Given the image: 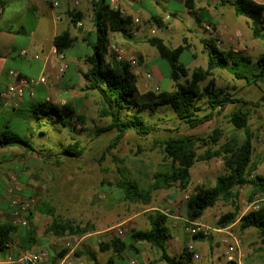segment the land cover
I'll list each match as a JSON object with an SVG mask.
<instances>
[{
    "label": "trees",
    "instance_id": "16d2710c",
    "mask_svg": "<svg viewBox=\"0 0 264 264\" xmlns=\"http://www.w3.org/2000/svg\"><path fill=\"white\" fill-rule=\"evenodd\" d=\"M92 4L95 41L90 47L91 54L85 57L88 68L83 73L84 89L96 92L100 100L98 116L110 118L108 125L97 126L92 133L94 136H99L103 132L113 131L114 134L106 147L107 150L115 148L129 131L138 137H146L156 129L136 112V110H141L142 106L151 111L159 106L168 107L180 122L189 128H195L231 104L233 108L227 117L236 130L243 131V138L240 142L236 138H230L219 144L221 130L218 127L204 135L173 134L161 141H155L162 147L164 168L152 173L147 187L141 186L136 179L119 170L120 178L115 183V189L121 191L118 198L130 203L148 204L155 190L177 187L181 191H186L191 180L190 169L195 162L220 158L223 163V172L215 177L213 185L195 186L183 201L182 210L186 220L199 221L205 209L215 205L219 199H223L232 203L234 210L221 214L216 220V227H226L238 218L241 230L254 228L264 240V176L255 173L257 165L252 160L255 134L248 125L251 104L218 88L213 77L217 69L226 70L234 79L251 84L254 78H251L250 74L257 78L264 77V52L255 62H251L250 57L243 53L219 48L215 43V38H204L201 44L207 56L206 64L189 69L187 63L180 62V55L188 49L186 44L172 47L161 37H149L147 42L157 50L159 57L164 59L169 66L168 78L172 81V89H149L143 96L144 103H141V99L135 97L137 93L136 75L132 68L126 61L118 60L109 50L110 33L121 32L127 35L131 18L121 14L118 9L110 7L107 0H95ZM219 4L229 6L235 15L244 17L251 36L259 39L264 47V3L255 0H219ZM186 5L192 8L191 0H186ZM71 40L69 32L64 31L54 36L53 45L56 51H62L70 47ZM183 42H186L185 38ZM137 60L139 64L141 57L137 56ZM261 100L264 101V93ZM46 106L47 109L35 108L34 113L40 111L43 115L53 114L64 128H69V131L76 135L86 130L85 116L77 114L71 105L65 103L62 106H56L46 102ZM135 106L139 107L134 108ZM131 109L134 110L131 112ZM34 117L40 118V115L34 114ZM23 145L28 150H34L28 141L18 134L10 130L0 132V148ZM198 145L204 147L201 153L197 152ZM213 145H218V147L213 148ZM82 152L83 147L72 138V142L62 145L60 152L56 155L78 158ZM251 173L254 175L252 178L249 177ZM246 185L250 186L251 195L257 194L260 200L257 209H248L239 215V205L236 202L239 195L238 189ZM22 194L25 195L24 192ZM37 209L50 215L54 212L47 203H42L40 207L37 206ZM31 216L32 210L28 217V225H30ZM169 218L163 211L153 210L147 214L149 228L144 230L130 228L128 241L112 236L108 242H99L98 247L101 251L112 249L113 252L103 262L99 261L96 255L83 245H80V249H76L73 254L76 257L82 254L88 255L92 264H116L115 261L122 260L127 251H131L132 255L138 254V243H146L160 251L159 261L167 264H189L193 253L188 251L187 245H183L177 255H170L166 251L165 245L171 238ZM17 229L18 226L11 221L0 222V249L5 248L7 243H14L15 238H20L21 235L18 234ZM89 229L92 227L64 225L53 219L46 232L50 231L56 236L66 233L81 235ZM25 233L17 245L18 250L21 251L30 250L37 243L33 229H26ZM192 238L202 240L203 236L192 235ZM66 251L65 248L56 250V254L52 253L53 259L63 256ZM136 264H143V262L139 259Z\"/></svg>",
    "mask_w": 264,
    "mask_h": 264
},
{
    "label": "rangeland",
    "instance_id": "374dc122",
    "mask_svg": "<svg viewBox=\"0 0 264 264\" xmlns=\"http://www.w3.org/2000/svg\"><path fill=\"white\" fill-rule=\"evenodd\" d=\"M236 17L244 19L242 16ZM240 24L242 27L239 35L240 41L237 40L236 45L238 47L245 46L247 49L241 50L243 51L242 53L248 55L251 62H255L260 55L257 51H264V47L259 39L251 36L247 22ZM220 40L222 41V39ZM91 42H93V38ZM248 42H257L259 45H257L256 49L250 51L247 47ZM225 43L228 44V40H225ZM90 46H83L82 50L88 52L90 51ZM77 50H79V47H72V52ZM145 50L156 51L148 45H145ZM198 51L199 48L196 49L197 53ZM189 54L190 51H184L180 55V62L187 63L189 69L198 65L205 66L206 57L204 62L200 59V61L194 63L191 61ZM153 63L158 64L159 71L164 77L160 82L161 87L171 90L168 87L172 81L167 77L169 69L167 62L159 58L158 61H154ZM250 76L254 78V81L251 84H247L243 80L234 79L226 70L217 69L213 75L218 88L224 89L226 92L232 94L233 97H240L250 102L249 104H251L250 107L252 109L249 113L248 125L255 134L252 160L258 161L259 175L264 176V101L261 100V96L264 93V77L257 78L252 74ZM141 80L139 76H136L137 93L135 97L141 99V103H144L143 96L150 88L144 90L143 87L139 86ZM152 81L153 78L150 80V84H152ZM151 89L158 90L155 86H152ZM91 93L90 102L84 110V126L86 130L79 135H74L69 131V128H64L58 118L51 113L45 115L40 111L34 113L36 107H31L32 103L30 102L32 101L27 98L16 110L0 111V132L10 130L18 134L21 138L27 140L29 145L38 150L41 155L59 152L62 145L72 142V140H69L70 136H73L80 146L83 147L80 157H70V159L61 161L58 166L54 167V171L51 174L48 172V168L50 167L45 165L42 167L43 169L38 172V177L44 180L51 176V179L46 180V183L44 182L45 186H47L46 190H43L42 187L37 189L36 196L38 194V197L35 199H37L36 204L41 203V200L49 202L55 209L58 221L64 225L89 226L96 229L112 226L113 229L109 232L89 237L85 242L87 245L82 242L86 248L96 255L99 261L103 262L113 252L112 249L101 251L98 247L99 241H106L104 238H108L110 235L111 237L117 235L120 238L123 236L122 238L128 241L129 227L126 223H118L125 217L133 215L141 208H146L142 203H130L118 198V194L121 191L115 189V183L120 178L119 170L136 179L141 186L147 187L152 173L164 168L162 147L160 144L155 143V141H161L168 135L173 134L204 135L211 132L215 127H218L221 130L219 144L226 142L230 138H236L240 142L243 138V131L236 130L227 117L233 108L231 104L216 113L210 120L195 128H189L180 122L168 107L159 106L151 111L142 106L141 110H136V112L146 122L154 125L156 129L146 137H138L132 131H129L115 148L107 150L106 147L114 134L112 130L103 132L95 140L91 141L89 139L95 127L106 126L110 122L109 117L98 116L100 100L96 92ZM41 106L47 109L46 105ZM138 107L135 106L134 108ZM133 110L131 109L130 111L132 112ZM34 114L40 115V118L34 117ZM218 145H213L212 147L217 148ZM203 150L204 147L198 145L197 152L201 153ZM222 172L223 163L220 158H213L209 161H198L190 169L191 180L188 189L186 191L179 190L178 194H174L175 197L171 202H167L165 199V195L167 196L170 193L169 189L153 191L151 206H156L162 210L167 208L169 214L181 218V220H177V224L174 226L172 222L175 220L169 218L168 226L171 239L165 245L168 254L177 255L183 245L192 244L194 252H197L199 257H192L189 264H213L214 262L227 264L222 256L225 250L223 242V238L226 236L225 233L213 231L210 234V238H203L201 241L196 242L184 230L185 224L183 219H185V215L182 210L185 194H190L197 185H213L215 177ZM238 192L239 195L236 202L239 205V215H241L249 209L250 204L259 196L257 194L252 196L250 186L248 185L239 188ZM31 210L34 213L35 207L33 206ZM233 210L232 203L219 199L215 205L205 209L199 221L214 228L216 227V220L221 214ZM36 215L37 222L33 224V227L37 234L45 235L48 239L52 240L59 238L58 241L60 243L69 235L57 237L52 233H45L51 221L45 214L37 213ZM142 219L144 218L140 217L138 220L141 221ZM118 227L122 229V234L117 233ZM226 227L240 241L241 263L264 264V240L260 238L254 228L241 230L238 225V218ZM152 249L148 246H140L141 253L138 257L143 264H167L164 261L158 262L157 254L154 251H158V254H160V251L157 248ZM126 253L132 255L131 251H127ZM126 258L128 263H130L132 258L127 256ZM77 259L82 264H92L86 254H82L80 257L77 256ZM134 260L136 264L137 259Z\"/></svg>",
    "mask_w": 264,
    "mask_h": 264
},
{
    "label": "crops",
    "instance_id": "0c3cea01",
    "mask_svg": "<svg viewBox=\"0 0 264 264\" xmlns=\"http://www.w3.org/2000/svg\"><path fill=\"white\" fill-rule=\"evenodd\" d=\"M56 1L57 5L53 6L52 0H0V89L3 90L11 80L8 75V71L11 69L27 78H35L45 74L46 85L37 84L32 90H26L19 105L27 98L32 101L30 102L32 103L31 107L38 109L42 107L41 105H46L45 98L50 96L54 105L58 106L57 102L65 101L66 104L71 105L77 114L84 115L92 91L84 89L85 79L83 73L88 68L85 57L90 55L92 51L91 48L88 52L84 51L82 47L92 45L95 41L92 4L95 0H78V4H75L73 0ZM255 1L264 3V0ZM107 2L110 7L124 11L123 15L131 18L127 35L121 32H111L109 38L110 42H114L128 53L141 57V62L138 65L140 72L138 76L142 79L139 86L143 87L144 90L151 89L152 86H156L158 90H166L161 87L160 82L164 77L159 71L158 64L153 63L158 61L160 57L157 50L147 42L149 37H161L165 43L172 47L186 44L188 49L185 51H190L189 57L194 63H197L200 59L204 62L205 57L207 59L201 44V40L204 38L216 36V38L222 39V47L218 46L221 49L236 50L235 52L240 51V53L243 52L241 50L247 49L245 46L238 47L236 45L237 40L240 41L239 35L242 30L240 23L247 22V20L236 17L237 15L233 13V10L229 6H221L219 0H191L192 8L187 7L186 0H107ZM136 18L138 21H135ZM73 19L81 21L82 24L77 25V21H73ZM205 25L213 28V34L206 31ZM64 31H68L72 38L70 47L62 50L68 61V68L60 81H54L53 73L57 65V56L54 53L53 38ZM92 38L93 42H91ZM184 38L186 39L185 43L183 42ZM225 40H228V44L225 43ZM224 44L226 45L224 46ZM145 45L153 47L156 51H146ZM257 45H259L257 42H248L247 47L250 51H253L257 48ZM74 46L79 47V50L72 52ZM197 48H199L198 53L196 52ZM22 49L31 54H38L39 58L21 56L20 50ZM257 52L261 54L264 51L259 50ZM145 72L151 73L152 84H150L151 79L145 78ZM168 87L172 89V83ZM18 107L14 108L10 102L1 99L0 111L2 112L9 109L16 110ZM96 137L98 136L91 135L89 139L92 141ZM72 138L73 136H70L69 140H72ZM33 149L28 150L24 145L0 148V222L11 221V195L8 188L10 187L9 176L13 173L22 187L24 196L34 199L33 206L35 207L30 225L25 227L17 225L18 234L22 238L26 234V229H33L37 238V243L27 251L18 250L17 245L21 239L15 238L14 243H9V246L0 249V264H15L13 261H17L21 255L38 248L48 249L51 253H55L56 250L62 248V242L58 241L59 238L52 240L45 235L36 233L33 224L37 222V213L47 215L51 222L53 219L58 220V218L54 207L49 202L41 200V203L36 204L37 199L35 198L38 197V194L36 196L37 189L42 187L43 190H46V180L51 179L49 175L48 179H44L45 181L38 177V172L43 169L42 167L44 165L50 167L48 172L51 174L54 167L58 166L61 161L70 159V157L56 155L60 151L41 155L38 150ZM253 163L257 165L255 173L260 174L258 161H253ZM168 189L170 193L167 196L165 195V199L167 202H171L175 197L174 194L179 193V189L177 187ZM152 200L153 192L151 194ZM151 201L148 204L142 203L146 208H141L133 215L125 217L118 224L126 223L129 229L144 230L149 228L147 214L156 209L163 212L167 210V208L162 210L156 206H151ZM42 203H47L53 208V215L42 213L37 209V206L40 207ZM140 217L144 219L139 221ZM172 219L175 220L172 222L173 226L177 224V220H181L180 218ZM111 229H113L112 226L97 229L92 227L80 236L83 237L82 242L85 243L89 237L109 232ZM119 230L121 233L118 232ZM122 232V229L118 227L117 233L122 234ZM64 235L67 236V233ZM108 239H111V235L104 238L107 242ZM198 241L201 240H196V242ZM140 246H148L154 250V247L146 243H138V254L125 253L126 255L124 254L122 260L115 261L116 264L128 263L126 256L132 258L131 261L137 259L138 262V256L141 253ZM154 252L157 254L158 259L160 254H158V251ZM8 255L12 256L11 263L7 261ZM158 262L160 261L158 260Z\"/></svg>",
    "mask_w": 264,
    "mask_h": 264
},
{
    "label": "built area",
    "instance_id": "2783aa9c",
    "mask_svg": "<svg viewBox=\"0 0 264 264\" xmlns=\"http://www.w3.org/2000/svg\"><path fill=\"white\" fill-rule=\"evenodd\" d=\"M75 4H78V0H73ZM52 5L56 6L57 1L52 0ZM121 14H124V11L120 10ZM135 21H138L136 18ZM77 25H81V21L76 22ZM206 31H208L210 34H213V28L209 25H205ZM154 33V31H152ZM215 38V37H213ZM215 43L217 46L222 45V41L219 38H215ZM109 50L115 55V57L118 60H124L126 61L130 67L132 68V71L136 76L140 74L138 70V60L137 56L128 53L125 51L122 47H119L114 42L109 43ZM236 51V50H234ZM54 53L57 56V65L56 69L53 73V80L54 81H60L63 74L66 72L68 68V61L63 54L62 51H56L54 49ZM20 55L23 57H30V58H39L38 54L35 53H29L27 50L22 49L20 50ZM8 75L11 78V80L5 85L4 89L0 92V98L2 100L10 102V104L16 108L18 107L24 93L26 90H32L35 85L37 84H44L46 85V75L41 74L38 77L35 78H27L24 76H21L17 71L15 70H9ZM144 76L146 79H151V73L145 72ZM156 88V86H155ZM157 89V88H156ZM45 102L53 104V101L50 96H46ZM65 101H59L57 102L58 106L64 105ZM54 105V104H53ZM57 106V105H56ZM254 175L251 173L249 174V177L252 178ZM10 180V187L8 188V192L10 193V204L12 206V212H11V222L15 225L20 226H27L28 225V217L30 215L32 206L34 204V199L31 197L23 196L22 194V187L17 182V178L15 174H10L9 176ZM188 194H185V199L187 198ZM260 198L258 197L256 200H254L250 206L249 209H257L258 208V202ZM178 211V210H177ZM170 218L178 219L180 217L173 216L168 213L167 210L164 211ZM1 215V211H0ZM181 219V218H180ZM183 219V218H182ZM184 220V230L192 235H202L203 238H207L210 236V234L215 232H224L225 237L223 238V242L225 244V250L223 251V258L227 263L233 262L234 264H245L241 263V253H240V241L234 234L230 233L228 231L227 227L218 228L214 227L211 228L200 221H187L186 218ZM121 233V231H118ZM83 237L77 234H70L68 235L62 242L61 247L65 248L67 251L66 253L56 259H53L52 253L45 248H38L34 251H28L25 254L21 255L17 261H13L15 264H82V262H79L77 257L73 254L74 251L78 248H80V245L82 244ZM6 246H9V243L6 244ZM188 251L192 252V257L198 258L199 254L197 252H194V247L192 244H188ZM8 262H12V256L8 255L7 258ZM131 264H134L135 261H131ZM213 264H221L220 262H214Z\"/></svg>",
    "mask_w": 264,
    "mask_h": 264
}]
</instances>
